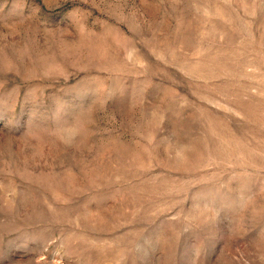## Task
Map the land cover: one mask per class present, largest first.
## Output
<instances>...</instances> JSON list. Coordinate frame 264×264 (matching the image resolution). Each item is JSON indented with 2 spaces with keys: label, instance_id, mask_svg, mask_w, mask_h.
I'll return each instance as SVG.
<instances>
[{
  "label": "rangeland",
  "instance_id": "rangeland-1",
  "mask_svg": "<svg viewBox=\"0 0 264 264\" xmlns=\"http://www.w3.org/2000/svg\"><path fill=\"white\" fill-rule=\"evenodd\" d=\"M0 264H264V0H0Z\"/></svg>",
  "mask_w": 264,
  "mask_h": 264
}]
</instances>
